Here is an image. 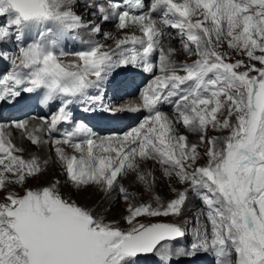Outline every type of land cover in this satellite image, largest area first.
I'll list each match as a JSON object with an SVG mask.
<instances>
[{
  "label": "snow or ice",
  "instance_id": "snow-or-ice-1",
  "mask_svg": "<svg viewBox=\"0 0 264 264\" xmlns=\"http://www.w3.org/2000/svg\"><path fill=\"white\" fill-rule=\"evenodd\" d=\"M82 6L87 12L78 11ZM0 17V44L13 40L17 48L0 50V59L11 63L0 75V101L38 90H45V104L65 97L46 128L15 122L34 146L48 143L37 133L73 120L69 105L76 99L101 101L89 90L115 69L161 73L143 89L142 105L126 109L148 115L123 137L97 142L80 121L52 141L81 154L54 149L77 188L118 190L129 202L127 227L64 198L56 184L27 187L21 195L15 186L44 167L36 155L25 158L0 126V264H142L148 255L155 264H173L198 254H211L213 264H264V0H0ZM113 21L119 30L135 25L142 35L126 34L111 50L98 40L74 53L62 47L70 33L84 29L112 39L103 28ZM164 28L178 30L180 50L159 46ZM224 45L246 59L232 60L220 50ZM181 51L195 59H173ZM68 55L79 62H64ZM164 104L172 106L171 117L160 110ZM79 136L87 138L75 140ZM162 178L175 193L167 202L155 191ZM192 197L202 207L187 247L173 243L186 235L180 223L143 222L182 216Z\"/></svg>",
  "mask_w": 264,
  "mask_h": 264
},
{
  "label": "bare ground",
  "instance_id": "bare-ground-1",
  "mask_svg": "<svg viewBox=\"0 0 264 264\" xmlns=\"http://www.w3.org/2000/svg\"><path fill=\"white\" fill-rule=\"evenodd\" d=\"M79 11L80 12H87V9H85L82 6L79 8ZM114 28H115L114 26L111 27V29L108 32L112 33ZM130 28H133V26H131ZM119 35H121V34H117V37ZM101 38H104V37H101ZM185 134L189 135L188 133H185ZM194 137H195L194 134L189 135L190 139H194ZM57 146L60 147V145H55L51 142V150H50V152H47L43 145H40V146L32 145V146H30V148H28L24 144L19 145V147L25 149V152L23 153L25 158H30L31 155H36L39 157V160L44 167V171H43L42 175H40V177L44 176L46 181L45 180L44 181L38 180L37 182L34 183V181L36 179L34 181H32V179H31V181L29 180L28 183L26 185H24L23 187H20L18 185L15 186V190L21 194L22 190L24 191V189L27 188V186H29L30 183H31L32 188H41V187H45V186H50L51 184H56L57 189L60 191V193L73 195L72 198H77V200L79 201L78 202L79 205L89 208L90 205L97 200V197L101 196L103 191L99 190L96 186H91V187H87V188H77V186L74 184V182L70 181V179L67 177L64 162L59 160L57 154L54 151L55 147H57ZM44 161H47V163L44 164ZM157 175L159 176V172L157 173ZM125 184H126V186H128L127 182H125ZM177 186L179 187L180 185H178V184H172L171 185V187H177ZM129 191L139 193L140 195L143 196L144 200L148 199V197H146L147 193L141 192V189L138 186H130ZM155 191H158L157 194L163 198H166L167 193L171 197L175 196V195H173V193H171V188L169 187V181L167 180V178H162L159 180V183H158ZM3 195H4L3 193H0V200H2ZM116 195L120 196L118 190L113 191L111 194L106 193V195L100 201L99 205H97V207L93 211L98 212L99 214L103 215L106 222L111 221V220H119L121 226L127 227L125 220H124V217L127 215V211H123V210L119 211V210L114 209L113 208L114 206L115 207L120 206V205L116 204V202H117L116 200L113 202L109 200V202L106 203L108 199H111L113 196H116ZM65 198L68 199L67 196ZM191 199H193V201L196 200L194 197H192ZM118 201L120 202L119 199H118ZM136 202H142V201L138 200ZM117 212H119V213H117ZM110 214L111 215L118 214V215H116V218L113 219V218H111L112 216H110ZM187 214L188 213L186 212L185 214H183L182 216H179L178 218H180V219L184 218L185 216H187ZM145 220H147V218H145L143 220V222Z\"/></svg>",
  "mask_w": 264,
  "mask_h": 264
},
{
  "label": "rangeland",
  "instance_id": "rangeland-1",
  "mask_svg": "<svg viewBox=\"0 0 264 264\" xmlns=\"http://www.w3.org/2000/svg\"><path fill=\"white\" fill-rule=\"evenodd\" d=\"M102 2H104L105 3V1H103L102 0ZM176 2H181V0H176ZM78 11H79V9H78ZM90 19H96V20H98L99 18H98V16L97 17H89ZM3 19L4 18H2V17H0V22H2L3 21ZM154 19H156V18H154ZM157 20V19H156ZM115 27V21H113V22H110V23H108L107 25H105L104 26V28H103V30L105 31V32H108L110 29H111V27ZM116 31V32H115ZM115 32V33H114ZM132 32H135V34L136 35H140L141 34V32L139 31V29H138V27L137 26H135V25H133V28H129V29H127V30H119V29H117L116 27L114 28V30H113V38L112 39H105V38H101V37H103V36H100V35H96V34H94V33H92V32H90L89 30H86V29H84V30H79L78 32H77V35H79V36H81L83 39L85 38L86 40H89V41H101L102 43H104L105 44V46H106V48H105V50H111V49H114L115 48V45H116V42H117V40L118 39H120V38H122L124 35H126V34H131ZM70 34H72V33H70ZM117 34H121V35H119L118 37H117ZM100 36V37H99ZM165 40L167 41V43L165 44V47H164V49L165 50H167L168 48H170V47H172V48H176V49H178V50H180V48H181V44H180V40H179V38H178V31L175 33V34H172V36L170 35H167V37L165 38ZM12 41V40H11ZM221 51H228L229 53H230V55H231V59L232 60H235V59H241V58H244V59H246V57H241V56H239V55H237V53L235 52V51H233V50H230V49H227V46L226 45H224L221 49H220ZM17 51V50H16ZM15 52V51H14ZM78 59V58H77ZM173 59H175V60H177V61H181V60H188L189 62L191 61V59H195V57H188L186 54H184V53H182V51L178 54V55H176V56H173ZM253 63H255L256 64V66L257 67H260L261 65L259 64V62H253ZM180 132H182V133H187L186 131H185V129H183V128H181V130H180ZM189 135L191 134V133H188ZM210 134H216V133H210ZM196 139V137H194V139H192V140H195ZM24 141V142H23ZM14 144H16L17 145V147H19V145H21V144H24L25 146H27L28 148H30V146H32L31 145V142H29L28 141V139H27V136H23V137H16V138H14L13 139V141H12ZM21 142V143H20ZM51 142H52V140H50V142H49V147L47 146V144H46V146L43 144V146L45 147V149H46V151L47 152H50V150H51ZM54 144V143H53ZM65 152H67L68 153V155H73V154H75V155H77V156H79V155H81V154H79V153H77V152H73V153H70V152H68V151H65ZM77 153V154H76ZM202 163H203V161H202ZM43 177V178H42ZM36 179V180H35ZM35 179H32V181H34V183L35 182H37L38 180H45V178H44V176H41L40 177V175H38V177H36ZM31 181V180H30ZM46 181V180H45ZM27 187H31V183H30V185L29 186H27ZM181 186H177V188H180ZM23 190H22V193H21V195L23 194ZM157 192L158 191H156V194H157ZM171 193H173V195H175V193L174 192H172L171 191ZM63 196H64V198L67 196L68 197V199L69 200H71V201H73V202H75V203H77L78 204V200H77V198H72L73 197V195H71V194H65V193H61ZM106 195V193L105 192H102V194H101V196H98L97 197V200L94 202V203H92L91 205H90V209L91 210H94L96 207H97V205H99V203H100V201L102 200V198L104 197ZM118 195H116V196H113L111 199H108L107 200V202L106 203H108L109 202V200L110 201H117L116 202V204H118V205H120L119 207L117 206V207H113L114 209H116V210H123V211H126L127 210V208H128V203L129 202H126V201H124L120 196H118ZM146 197H148V194H147V196ZM163 198V197H162ZM171 198H174V197H171L168 193H167V196H166V198H163V200H162V202H167L169 199H171ZM118 199L120 200V202L118 201ZM147 200V199H146ZM115 204V205H116ZM202 207V205L200 204V202L198 201V200H194L193 201V199H191L190 198V201H189V203L187 204V206H186V208H185V210H184V214L187 212L188 214H187V216H185L184 218H178L177 216H169V217H158V218H147V220H145L144 222H153V223H170V222H177V223H180L181 224V226L184 228V230H185V232H186V235H185V239H188L189 241V243H190V241L193 239V228H194V225H193V223H192V218H193V216L194 215H196L197 214V212H195L197 209H199V208H201ZM195 210V211H194ZM117 213H119V212H117ZM116 215H118V214H114V215H111L110 214V216H112L111 218H116ZM117 221H119V220H117ZM175 243V242H174ZM233 259L235 260V255H234V257H233Z\"/></svg>",
  "mask_w": 264,
  "mask_h": 264
}]
</instances>
